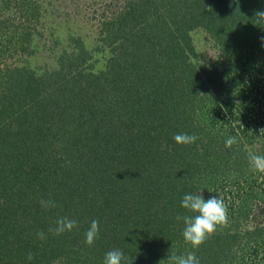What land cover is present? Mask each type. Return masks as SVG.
<instances>
[{
	"label": "trees",
	"instance_id": "obj_1",
	"mask_svg": "<svg viewBox=\"0 0 264 264\" xmlns=\"http://www.w3.org/2000/svg\"><path fill=\"white\" fill-rule=\"evenodd\" d=\"M4 6L0 264H104L114 249L130 264L193 251L200 264H264V174L248 161L249 151L264 155V28L251 22L264 0H124L101 18L105 69L91 71L79 37L40 74L8 62L33 53L39 4ZM198 29L217 46L215 61L194 60ZM181 133L197 140L177 144ZM199 191L224 200L229 224L193 249L175 217L193 215L181 201ZM61 217L78 227L50 232Z\"/></svg>",
	"mask_w": 264,
	"mask_h": 264
},
{
	"label": "rangeland",
	"instance_id": "obj_2",
	"mask_svg": "<svg viewBox=\"0 0 264 264\" xmlns=\"http://www.w3.org/2000/svg\"><path fill=\"white\" fill-rule=\"evenodd\" d=\"M39 4L38 32L32 40V54H18L8 62L11 65L28 66L37 73L56 70L60 56L76 48V39L81 37L92 55L91 71L105 69L111 56L110 49L103 46L100 22L104 13L111 15L124 0H31ZM0 0V16H8L11 9ZM14 9V7L12 8ZM197 49V59L205 64L215 61L219 50L202 29L192 32Z\"/></svg>",
	"mask_w": 264,
	"mask_h": 264
},
{
	"label": "clouds",
	"instance_id": "obj_3",
	"mask_svg": "<svg viewBox=\"0 0 264 264\" xmlns=\"http://www.w3.org/2000/svg\"><path fill=\"white\" fill-rule=\"evenodd\" d=\"M251 22L256 26L264 28V11L255 12ZM261 41L264 44V37H261ZM173 138L180 145H190L197 140V136L186 133L176 134ZM236 143H238L236 137H229L225 141V146L230 148ZM248 161L253 172L264 174V155L249 151ZM261 178L264 179V175ZM40 204L45 210L57 206L51 199H41ZM181 207L193 214L183 216L178 214L175 217L176 221H183V238L193 249H199L205 241L209 240L217 232L218 228L227 227L229 224L228 207L222 198L213 196L205 200L202 191L198 193H186L182 197ZM77 227L76 220L61 217L56 221V226L49 229V231L59 236L65 232H71ZM98 235L99 221L94 219L91 222L90 228L85 233V243L88 246H92ZM37 237L44 240L46 235L43 231H39ZM26 259L29 262L33 261V254L28 253ZM104 264H130V258L123 251L114 249L105 254ZM159 264H200V260L193 251L186 255H169L167 259L159 261Z\"/></svg>",
	"mask_w": 264,
	"mask_h": 264
}]
</instances>
